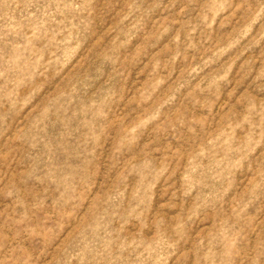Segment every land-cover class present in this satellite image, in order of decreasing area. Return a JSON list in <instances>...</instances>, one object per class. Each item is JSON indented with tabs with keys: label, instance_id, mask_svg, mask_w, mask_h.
I'll return each mask as SVG.
<instances>
[{
	"label": "rangeland",
	"instance_id": "obj_1",
	"mask_svg": "<svg viewBox=\"0 0 264 264\" xmlns=\"http://www.w3.org/2000/svg\"><path fill=\"white\" fill-rule=\"evenodd\" d=\"M0 264H264V0H0Z\"/></svg>",
	"mask_w": 264,
	"mask_h": 264
}]
</instances>
